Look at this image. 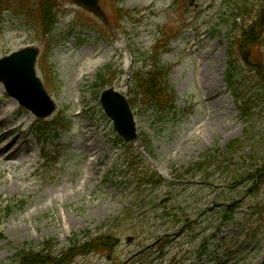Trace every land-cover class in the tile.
I'll use <instances>...</instances> for the list:
<instances>
[{
	"label": "rangeland",
	"instance_id": "1",
	"mask_svg": "<svg viewBox=\"0 0 264 264\" xmlns=\"http://www.w3.org/2000/svg\"><path fill=\"white\" fill-rule=\"evenodd\" d=\"M118 1L101 0L106 23L70 0H59L58 24L49 36L22 17L5 14L0 58L30 45L41 48L39 74L57 104L46 122L65 117L66 128L51 126L39 138L31 133L37 119L22 111L14 118L4 93L0 150L12 146L0 156V264H17L20 249L45 240L56 242L60 255L75 235L80 244L106 236L118 243L79 255L71 264H110L112 257L143 264L136 257L147 245H152L147 250L151 264H261L264 185L250 196L249 182L231 189V179L211 172L213 185L200 184L199 177L175 189L140 190L125 169L124 149L113 125L95 98L100 92L94 86L97 75L109 65L118 73L113 86L134 98L131 70L148 72L155 45L174 34L160 54L163 65L171 67L168 85L175 92L176 109L165 113L139 100L133 104L139 134L150 136L154 152L145 157L141 139L134 144L137 153L174 182L176 171L207 150L239 138L245 126L224 80L228 40L220 21L223 0ZM117 8L125 13L122 18ZM80 19L94 20L96 30L74 27ZM260 102L264 107V97ZM19 123L23 127L12 135ZM9 156L11 160H2ZM232 199L241 206L225 221L223 205ZM164 209L189 213L191 228L174 231ZM166 235L168 247L162 255L154 243Z\"/></svg>",
	"mask_w": 264,
	"mask_h": 264
},
{
	"label": "trees",
	"instance_id": "2",
	"mask_svg": "<svg viewBox=\"0 0 264 264\" xmlns=\"http://www.w3.org/2000/svg\"><path fill=\"white\" fill-rule=\"evenodd\" d=\"M29 1L0 0V25L3 22L4 13L9 12L14 17H23L27 22H32L31 24L38 26L39 31H42L44 35L51 33L56 22V14L53 12L56 2L54 0ZM220 21L222 28L227 29L228 40L225 80L239 105V116L246 124L244 134L226 144L224 148L210 150L200 161H196L183 170L177 179L200 176L203 182L211 184L210 169L216 167L215 170L231 179L233 185L250 182L249 193L255 195V192L264 185V107L260 102L264 97V0H223ZM246 49L251 50L252 64L247 66L249 70L242 66L241 52ZM113 74L114 72L110 70L101 72L96 86L102 88L112 82L116 77ZM167 77L168 71L160 64L146 75L134 74L136 93L143 96L146 104L156 106L160 110H166L167 107L173 108L175 97L169 92ZM147 142L150 144L149 141ZM241 161L243 165L240 166L237 162ZM256 167L259 168L256 169ZM139 180L140 186H150L149 188L153 189L167 184L168 186L176 185L166 182L150 170L141 173ZM234 203L237 204L236 200L226 205L229 212H234ZM9 211L10 209L7 210ZM163 212L172 220L173 230H179L181 227L188 228L192 223L190 215L185 211H182V215L168 213L166 209ZM225 219L230 220V217L225 216ZM77 241L78 237L71 239V248L60 255L56 254L57 243L53 240L46 241L42 246L36 245L34 249L18 251L17 264H71L79 255L86 254L88 252L84 251L86 249L96 250L91 252H102L99 249L103 247L98 242L94 241L91 244L87 239L81 246ZM156 241L161 247L159 248L161 254L164 255V248L168 244L167 235L157 238ZM149 252L144 251L138 261L151 264ZM145 254L147 255L144 256ZM110 264H135V262L113 259Z\"/></svg>",
	"mask_w": 264,
	"mask_h": 264
},
{
	"label": "water",
	"instance_id": "3",
	"mask_svg": "<svg viewBox=\"0 0 264 264\" xmlns=\"http://www.w3.org/2000/svg\"><path fill=\"white\" fill-rule=\"evenodd\" d=\"M81 6L102 15L99 0H73ZM39 50L34 47L22 49L0 60V83H3L11 97L19 98L24 106L35 112L41 106L54 104L37 76L36 62ZM248 55V53H247ZM247 55L245 60H248ZM107 115L114 120L119 134L130 141L136 138L134 117L125 97L110 89L101 98ZM264 264V259L262 261Z\"/></svg>",
	"mask_w": 264,
	"mask_h": 264
},
{
	"label": "bare ground",
	"instance_id": "4",
	"mask_svg": "<svg viewBox=\"0 0 264 264\" xmlns=\"http://www.w3.org/2000/svg\"><path fill=\"white\" fill-rule=\"evenodd\" d=\"M0 89H1V95H0V102H1L2 101L3 92H4V88L2 86H0ZM18 106H19L18 103L14 99H11V106L9 108L12 109V108L18 107ZM3 137H4V135H3ZM11 146H12V143H9V144H7L5 146V148H3L2 150H0V156H3L4 155V152L6 150H10ZM12 154H14V153H12ZM6 160H11V159L10 158H6ZM3 161H5V159Z\"/></svg>",
	"mask_w": 264,
	"mask_h": 264
}]
</instances>
